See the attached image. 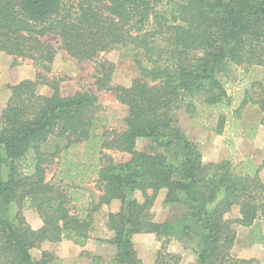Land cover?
I'll use <instances>...</instances> for the list:
<instances>
[{"label": "trees", "instance_id": "16d2710c", "mask_svg": "<svg viewBox=\"0 0 264 264\" xmlns=\"http://www.w3.org/2000/svg\"><path fill=\"white\" fill-rule=\"evenodd\" d=\"M49 36L79 63L96 64L98 91L127 108L123 130L97 132L96 93L62 94L64 79L48 75L57 54ZM118 50L139 72L129 87L112 85L107 56ZM2 54L47 66L9 87L0 114V264H64L48 252L35 260L32 251L63 241L85 248L95 215L114 201L121 208L107 215L108 237L99 241L116 255L92 256L93 264H143L134 243L140 234L154 235L162 250L184 242L196 264H259L234 259L232 250L238 226L252 230L250 243L264 241V164L251 156L205 163L175 124L180 110L199 118L210 108L220 112L216 133L229 131L230 142L250 145L264 131V82L256 75L264 67V0H0ZM236 83L241 89L231 96L227 86ZM141 140L150 142L147 151L138 149ZM55 160L59 183L48 180ZM64 182L92 183L99 196L88 202L86 189ZM162 192L174 213L160 223L154 208ZM30 210L43 222L38 230L26 219ZM162 250L156 264L177 258Z\"/></svg>", "mask_w": 264, "mask_h": 264}, {"label": "rangeland", "instance_id": "374dc122", "mask_svg": "<svg viewBox=\"0 0 264 264\" xmlns=\"http://www.w3.org/2000/svg\"><path fill=\"white\" fill-rule=\"evenodd\" d=\"M44 41L57 49L54 62L52 65H50L51 73L48 75H54L64 79L63 83L61 84L62 94L64 96H68L73 95L78 91H92L96 93L99 97V102L102 107V110L99 113L101 123L97 132L102 134L111 130H123L125 127L124 119L127 115V108L118 103L113 93L109 91H98L95 84L96 64L93 62L79 63L78 61L71 58L65 51L60 49L61 40L56 36H49L45 38ZM107 59L112 62L115 67L112 81L113 86L129 87L133 81L138 78L139 72L134 63L123 60L119 50L108 54ZM45 65L47 66V64L43 61H32L29 59H19L16 61L12 56L5 54L0 56V114L10 97L11 91L9 87L18 84L24 79H35L38 72H46ZM258 71L259 72H257L256 75L264 82V67L259 68ZM248 75H251V73H248ZM227 89L229 95L234 96L235 93L241 89V86L237 83L233 85L231 84L227 86ZM39 90L43 94L50 93V90L45 86L40 87ZM203 110L204 109L200 110L199 113L201 114L199 118L191 117L185 112V110H180L177 114V122L175 127L181 129L190 138V140L198 145L206 161L217 162V160H225L228 158V152L224 147V141L231 134L226 130L223 135H218L216 133L220 112L210 108H206V111L204 112ZM241 139V137H234L232 142H239ZM257 143L259 146H263L264 137H258ZM149 146L150 142L148 140H141L138 143V149L141 151H147ZM47 147L51 150L53 149V144H47ZM239 148L241 150V154L244 155V153L247 151L246 148L248 147L244 143ZM258 151L262 153V158L264 159V147L262 150ZM106 154L112 157L116 162H119L122 158V155L113 151H106ZM261 164H264V160L261 162ZM59 170V161L55 160V162L48 167V180L59 183ZM61 185L67 190L86 189L89 193H91L85 195V198L88 202L90 200V195L93 196L91 198L93 200H97L99 196V193L96 190L97 188L92 183L81 185L79 182H64ZM164 195V192L160 194V197L154 208L157 222L168 219L174 213V209L167 207L164 204ZM238 215V209H235L229 217L235 219L238 217ZM25 216L28 223L34 230L43 225L39 215L34 211H26ZM95 216L96 232L93 234V239L97 242H100L99 239H105L108 237V235L105 233V221L107 214H99L98 212ZM261 226L262 231L264 232V219L261 222ZM237 230L240 235V239H242L243 242L245 241L244 244H246L249 240L248 238L252 230L242 228L240 226L237 227ZM140 239L142 240L137 241L139 255L146 262V264H151V260L156 250H158L157 252L162 250V244L156 240L154 235L145 234ZM100 243L101 246H104L103 249L105 250V257L101 256L103 262L112 259L114 257L112 245H109L105 242ZM74 246L75 245H73L71 242L67 241H63L61 243L47 242L44 243L40 248L34 249L32 251V256L35 260H40L42 258L43 252H48L53 256L58 257V259L63 260L64 264H93L92 256H96L93 254V252L85 250L79 254L78 248H75ZM184 247V242L172 241L167 246V249L162 251L165 256L168 255V253H171L177 257L175 260L171 259L169 262L170 264H195L193 253L189 250H185ZM258 249L261 250L264 249V247H260ZM85 253H89L91 257ZM155 255L157 256V253ZM166 260L168 261L170 258L166 257ZM260 263L262 264L261 261Z\"/></svg>", "mask_w": 264, "mask_h": 264}, {"label": "crops", "instance_id": "0c3cea01", "mask_svg": "<svg viewBox=\"0 0 264 264\" xmlns=\"http://www.w3.org/2000/svg\"><path fill=\"white\" fill-rule=\"evenodd\" d=\"M24 80H26V79H24ZM227 132L229 133V131H227ZM231 136H232V134L230 136H228L226 138V140L224 141V147H225V149L228 152V158L229 157L234 158L236 163H241L246 157L251 156L256 164L262 165L261 162L264 159L262 158V153L260 151H258V150H262L264 145L263 146H259L258 143H257L258 137H261V138L264 137V131L262 129L259 131L257 139L250 145H247L244 142L243 139H241L239 142H237V141H234V143L230 142L229 141V137H231ZM244 143L246 144V146L248 148H246L247 151L243 155V154H241V150H240L239 147L242 144H244ZM241 149H242V147H241ZM236 150H238L240 153L238 151H236ZM220 161L217 160V162H220ZM204 162L205 163H217L215 161H206V159H204ZM263 173H264V170H262V172H261V178H262V180L264 182ZM88 194L89 193H86V195H88ZM166 206L170 207L168 205H166ZM120 208H121V202L120 201H114L110 206L103 207L99 211V214L103 213V214H107L108 215L109 213L118 212L120 210ZM170 208H172V207H170ZM172 209H174V208H172ZM166 220L160 221V223L166 222ZM42 226H40L38 229H40ZM38 229H35V230H38ZM95 232H96V227H95ZM144 235L145 234H140V235H136L134 237L135 248H136V250L138 252V255H139V249L137 248V241L138 240H142L140 238L142 236H144ZM93 238L94 237H92V239L88 242V244H87V246L85 248H80V247H77V246H74V247L78 248L79 254H81V252L87 250L89 252H93V254L96 255V256H99V257H101V256L103 257L104 256L105 257V253H104L105 250L103 249L104 246H101V243L95 241ZM244 242L242 241V239H240V235H239L238 242H237V244L235 245V247L232 250V257L234 259H237V260H252V259H255L259 263L261 261L262 264H264V249H261V250L258 249L260 247H264V241L261 242L260 245L252 244V243H250L249 240L247 241L246 244H244ZM101 247H102V249H101ZM112 250H113V255L115 256L116 255V249H115L114 246H112ZM157 251L158 250H156V252H155V254L157 253V256L154 254V256H153V258L151 260V264H156V260H157V257H158V252ZM139 257L142 260L143 264H146V262L142 259V257L140 255H139ZM194 258H195V264H196L197 263V257L194 255Z\"/></svg>", "mask_w": 264, "mask_h": 264}]
</instances>
